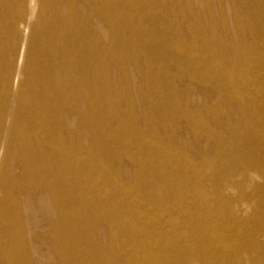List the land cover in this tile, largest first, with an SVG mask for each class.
Here are the masks:
<instances>
[{
	"label": "bare ground",
	"instance_id": "bare-ground-1",
	"mask_svg": "<svg viewBox=\"0 0 264 264\" xmlns=\"http://www.w3.org/2000/svg\"><path fill=\"white\" fill-rule=\"evenodd\" d=\"M167 1L0 0V264H264L251 212L264 197V0L241 3L233 38L217 0L224 38L211 22L210 39L186 0L187 36L144 26ZM126 61L145 80L142 125L112 86L128 83ZM185 78L212 105L193 112L187 96L183 110L171 89ZM179 123L199 161L172 144Z\"/></svg>",
	"mask_w": 264,
	"mask_h": 264
},
{
	"label": "rangeland",
	"instance_id": "rangeland-1",
	"mask_svg": "<svg viewBox=\"0 0 264 264\" xmlns=\"http://www.w3.org/2000/svg\"><path fill=\"white\" fill-rule=\"evenodd\" d=\"M186 1H189L191 3L193 13L196 16L199 23L201 24V27L203 28V31H204L203 33L206 35V37H208V39L211 38V34H212L210 31L211 22L216 23V27H215L216 31H217L216 34L219 35L221 38H224L223 33H222V21H223L222 19H223V17L219 11V5H218L217 0H186ZM250 1L251 0H221L224 19L227 23L228 30L230 31L232 38H233V31H234V25L232 23V15H234L235 12L240 16L245 15L246 12L244 9L241 8V3L245 2V3H248L249 6H251V4H253V2L252 1L250 2ZM257 1H259V0H257ZM140 3L141 2H139V1L135 2L136 5H140ZM179 4H180L179 0H171V2L167 1V3L164 5V7L166 6L165 8L168 9L167 15H165L163 13H162V15H160V13H158V15L154 16V18L149 16V18H147V19H142L144 26L150 22V19H152L155 22H163V20L166 19V21H170V22L173 21L174 25H176L177 27H180V29L183 30V33L187 36L186 27L191 25V21H193V20L190 19V17L188 15H183V13H181V15L178 14V12H179L178 7L180 6ZM171 6H172V8H171ZM206 7H207V9H206ZM142 11L144 13H148L146 10H141L140 12H142ZM156 11H158V10H156ZM172 11H174L176 13V16H173ZM210 12L213 15L214 21H211L210 15L208 14ZM135 22H136L135 23V25H136L137 19ZM249 31H250V28H249ZM194 38H197L196 34H193V39ZM187 40H189V39H187ZM228 43H230V42L228 41ZM233 45H235V46L238 45L236 40L233 41ZM139 68H140L141 73L143 75H145L146 66H144V64L142 62H139ZM152 69H153L152 70V76H154L156 74L157 70H156V67H154ZM125 73H126V78H127L128 83H126L124 81L125 78L122 76V74H120L119 76L113 75L112 76V86L118 88L120 91L119 96H118L120 108L122 110H126V108L129 105H131L133 107L134 117L135 118L137 117L139 124L142 125V123L144 121L143 120L144 113L148 117H150V113H151L150 106L148 104V94H147L146 89H145V80L143 78H137V76L134 74L133 67L129 64L128 61H126V72ZM175 73H176V71L170 69V71H169L170 75H175ZM151 79L149 78V80L154 83V77H151ZM188 80L189 79L185 78L182 80V83H179V81L176 80V82L174 83V85L172 86V89H171V91H175V93L177 94V97H178L179 102L181 103L182 109L184 110L186 108L187 96H190V100H191L190 109H192L191 111H193V112H195L198 109L197 107L201 108L202 105H208V106L212 105V103L214 102V99L209 98V96H207V94L203 91V89L199 85V83L196 82L193 85L189 86ZM126 84H128L129 87ZM187 87H190L192 89L191 93H187V89H186ZM127 104H128V106H127ZM223 108L227 111V114H228L231 122L233 124H235L236 123L235 114H233L226 105H223ZM238 132H242L240 128H238ZM191 141H193V140H192L189 132L187 131V128L184 127L183 123L182 124L179 123L177 130H176V135H175V137L172 138V144L176 148H178V149L182 150L184 153L188 154L190 157H192L196 161H199V160H197L198 158H197L195 151H194V149H195L194 144ZM199 142H201V141H199ZM204 142H205V140L203 139L202 144ZM202 144L200 143V145H202ZM121 169H122V176H123L124 180H129L131 177V172L129 170V164L127 162L123 161L121 164ZM257 182H260V184H262V182H263V184H264V181H257ZM246 190H247V195L250 196L252 194L251 190L250 189H246ZM245 193H246V191H245ZM247 195H246V197H247ZM232 196L234 198V201L236 202V203H234L235 205H233V206H235L237 209V205L239 208L240 205H242V202L244 203V200L239 199V196H240L239 194L233 193ZM260 196L257 197L256 198L257 200L255 199V201H254V206L257 207V210L251 211L252 213H254V215L255 214H256V216L258 215L257 217L263 222V223L257 224V226L255 227L256 229L257 228H259V229L264 228V226H263L264 225V215H263L264 214L263 213L264 212L263 211L264 206L261 205L263 202H259V201H262L261 197H263V196H261V197ZM235 198H236V200H235ZM257 201H258V204H257ZM261 206H262V208H260ZM261 211H263V212H261ZM229 212H225L226 215L224 214L225 216H227V218L229 217V215H228ZM251 212L249 211L248 215H250ZM227 220L228 219L224 220L223 222H218L219 225H217L216 229L219 230L220 232H227V229L230 231L229 228L232 227V222L229 220L227 221ZM224 227H225V230H223ZM255 228H254V231L252 232L253 238L256 239L257 242H259V244L261 245V244H263V242H261V241H264V237L261 236V234L259 233V229L255 230ZM228 232L225 234L226 238L231 237V234L230 233L228 234ZM258 233L260 236L259 238L257 237ZM254 234H255V236H254ZM260 238H262V239H260ZM243 242H246V241L244 240ZM226 254H228V255L230 254L229 250H227ZM260 255L262 256L263 254H260V253L257 254L258 259L260 258L259 257ZM262 257H264V255ZM262 257H261V259H264ZM244 259H245V257L243 258L242 261L245 262ZM259 261H260V259H259ZM225 263H227V262H225Z\"/></svg>",
	"mask_w": 264,
	"mask_h": 264
}]
</instances>
